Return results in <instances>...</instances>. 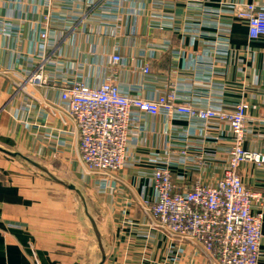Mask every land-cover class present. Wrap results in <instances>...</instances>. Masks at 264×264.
<instances>
[{
	"label": "crops",
	"instance_id": "crops-1",
	"mask_svg": "<svg viewBox=\"0 0 264 264\" xmlns=\"http://www.w3.org/2000/svg\"><path fill=\"white\" fill-rule=\"evenodd\" d=\"M235 3L264 8V0H0V264H212L200 244L157 224L154 171L169 167L177 190L216 184L229 165L230 124L134 109L124 167L94 169L62 91L114 81L131 95L174 93L199 108L245 101L244 147L264 152V37L249 36ZM40 70L46 83L26 81ZM238 173L264 192V164L242 162ZM260 251L264 264V215Z\"/></svg>",
	"mask_w": 264,
	"mask_h": 264
},
{
	"label": "built area",
	"instance_id": "built-area-1",
	"mask_svg": "<svg viewBox=\"0 0 264 264\" xmlns=\"http://www.w3.org/2000/svg\"><path fill=\"white\" fill-rule=\"evenodd\" d=\"M52 0H45L51 5ZM232 15L246 22L251 38L264 37V8L255 3H235ZM46 36V34H43ZM113 63L121 56L115 54ZM144 72L150 71L145 65ZM26 81L46 83L42 70ZM80 133L82 159L92 168L114 171L124 167L132 110L147 114L185 115L204 120L220 119L230 124L233 133L229 165L216 183L196 182L192 188L177 190L169 167L154 171L156 198L151 212L157 224L176 239L201 245L212 264H259L264 215V192L248 188L238 173L242 162L264 164V152L244 147L248 127V104L240 101L231 111L199 108L179 102L174 93L149 99L131 95L116 82L92 87L75 82L62 91ZM264 128V117L261 119ZM258 206L259 210L254 211Z\"/></svg>",
	"mask_w": 264,
	"mask_h": 264
},
{
	"label": "water",
	"instance_id": "water-1",
	"mask_svg": "<svg viewBox=\"0 0 264 264\" xmlns=\"http://www.w3.org/2000/svg\"><path fill=\"white\" fill-rule=\"evenodd\" d=\"M30 161H31L34 165H36L37 167H39L40 169H42V170L48 172L47 169L44 168L42 165L38 164V163L35 162V161H32V160H30ZM51 176H52L53 178L57 179L58 181H61V180H59L57 177H55V176H53V175H51ZM68 186H69L70 188H72V189H75V186H74V185H68ZM93 225H94V228H95L96 232L99 233L98 230H97V228H96V226H95V224H93Z\"/></svg>",
	"mask_w": 264,
	"mask_h": 264
},
{
	"label": "rangeland",
	"instance_id": "rangeland-1",
	"mask_svg": "<svg viewBox=\"0 0 264 264\" xmlns=\"http://www.w3.org/2000/svg\"><path fill=\"white\" fill-rule=\"evenodd\" d=\"M248 128V127H247Z\"/></svg>",
	"mask_w": 264,
	"mask_h": 264
}]
</instances>
